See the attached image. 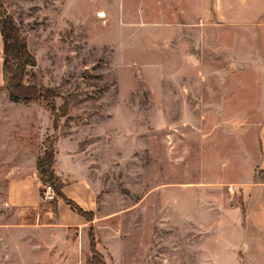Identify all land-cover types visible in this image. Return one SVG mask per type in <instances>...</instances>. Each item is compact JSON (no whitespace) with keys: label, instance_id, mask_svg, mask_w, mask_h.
I'll list each match as a JSON object with an SVG mask.
<instances>
[{"label":"rangeland","instance_id":"374dc122","mask_svg":"<svg viewBox=\"0 0 264 264\" xmlns=\"http://www.w3.org/2000/svg\"><path fill=\"white\" fill-rule=\"evenodd\" d=\"M4 1L37 60L26 83L60 98L54 128L44 104L0 91V139L39 155L61 141L63 168L73 145L68 180L113 216V264L236 258L264 181V28L217 25L203 0Z\"/></svg>","mask_w":264,"mask_h":264},{"label":"crops","instance_id":"0c3cea01","mask_svg":"<svg viewBox=\"0 0 264 264\" xmlns=\"http://www.w3.org/2000/svg\"><path fill=\"white\" fill-rule=\"evenodd\" d=\"M203 2L204 17L214 20L217 25L264 28V0ZM3 48L0 32V91H4ZM259 137L260 169L264 173V124ZM13 138L11 141L5 137L0 139V264H87L91 227L99 242L98 251L107 264H113V216L98 215L99 205L89 179L76 177L68 180L73 176V145L69 143L66 150L69 165L64 169L60 165L63 155L58 148L61 141L58 143L54 171L65 182L64 196L85 213L93 214L90 221L56 196L52 200L44 199L43 185L37 177V147L23 140L27 139L25 136L14 134ZM255 190L254 223L240 232L241 244H233L237 245V257L230 259L229 249L225 248V259L217 260V263L245 264L247 258L243 256L247 253L248 258L252 255L254 260L264 264V181ZM250 217V212L245 211L244 219ZM107 242L110 248H107ZM211 262L213 264L214 260Z\"/></svg>","mask_w":264,"mask_h":264},{"label":"trees","instance_id":"16d2710c","mask_svg":"<svg viewBox=\"0 0 264 264\" xmlns=\"http://www.w3.org/2000/svg\"><path fill=\"white\" fill-rule=\"evenodd\" d=\"M0 32L3 38V87L7 91L10 99L14 102L44 104L53 118V126L57 127V106L53 98H60L51 89H45L38 85H28L26 76L28 68L36 67V57L30 52L26 40L21 36L20 30L14 22V19L8 14L5 8V1L0 0ZM63 116L67 115L68 104L64 101L61 106ZM56 149L53 145L49 151L39 155L37 160V177L39 181L45 184H51L55 190L56 197L63 200L76 213L84 216L89 221L92 220L93 214L85 213L73 201L67 199L62 190L65 182L58 177L54 171L56 163ZM90 251L91 257L87 264H107L105 257L98 251V243L95 239L94 232L91 230Z\"/></svg>","mask_w":264,"mask_h":264},{"label":"built area","instance_id":"2783aa9c","mask_svg":"<svg viewBox=\"0 0 264 264\" xmlns=\"http://www.w3.org/2000/svg\"><path fill=\"white\" fill-rule=\"evenodd\" d=\"M43 190V197L46 200H52L55 198L56 194L53 190V187L51 185L46 184Z\"/></svg>","mask_w":264,"mask_h":264}]
</instances>
